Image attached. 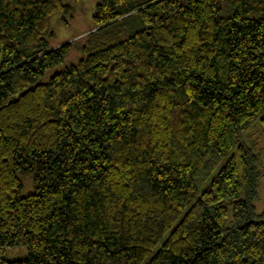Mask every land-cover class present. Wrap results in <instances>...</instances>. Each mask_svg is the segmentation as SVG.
I'll list each match as a JSON object with an SVG mask.
<instances>
[{"label":"trees","instance_id":"1","mask_svg":"<svg viewBox=\"0 0 264 264\" xmlns=\"http://www.w3.org/2000/svg\"><path fill=\"white\" fill-rule=\"evenodd\" d=\"M80 1L0 0V264H264V0Z\"/></svg>","mask_w":264,"mask_h":264},{"label":"rangeland","instance_id":"2","mask_svg":"<svg viewBox=\"0 0 264 264\" xmlns=\"http://www.w3.org/2000/svg\"><path fill=\"white\" fill-rule=\"evenodd\" d=\"M98 0H81L73 5V7L66 12L57 13L51 18L50 29L53 32L52 42L59 44L62 42L71 41L82 36L88 31L92 25V15L96 9ZM90 32V31H89ZM72 59V58H71ZM58 68L52 69L47 73V77L52 75ZM254 138L259 139V149L263 154L264 163V134L261 127L256 126L251 130ZM264 165V164H263ZM264 170V167H263ZM23 181L24 195L34 191V185L31 184L30 176L26 173H18ZM257 211L260 212L264 208V178L262 180L260 189V199L256 202ZM7 259H24L28 256V249L25 246H12L5 248V255Z\"/></svg>","mask_w":264,"mask_h":264}]
</instances>
